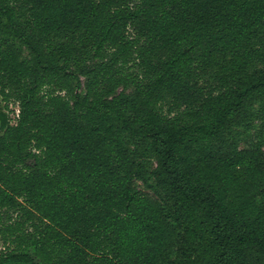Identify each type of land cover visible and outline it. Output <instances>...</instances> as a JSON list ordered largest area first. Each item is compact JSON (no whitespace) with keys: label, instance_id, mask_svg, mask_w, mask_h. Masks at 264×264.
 Returning a JSON list of instances; mask_svg holds the SVG:
<instances>
[{"label":"trees","instance_id":"1","mask_svg":"<svg viewBox=\"0 0 264 264\" xmlns=\"http://www.w3.org/2000/svg\"><path fill=\"white\" fill-rule=\"evenodd\" d=\"M256 94L264 0H0V264H172L129 143L176 264H264L263 153L225 151Z\"/></svg>","mask_w":264,"mask_h":264},{"label":"rangeland","instance_id":"2","mask_svg":"<svg viewBox=\"0 0 264 264\" xmlns=\"http://www.w3.org/2000/svg\"><path fill=\"white\" fill-rule=\"evenodd\" d=\"M24 54L26 55V51ZM69 68L76 76L80 77L81 82H84L83 77L80 76L82 67L72 64ZM82 89L83 88H81L79 92H81ZM130 92L131 90L118 89L116 96H128ZM248 111L247 117L245 118V126L234 128L229 134L225 151L233 153L237 150L257 147L264 156V99L262 96L256 94L250 98L248 102ZM0 113L5 115L10 125L16 123L18 108L15 104H10L5 107L4 103L0 101ZM128 146L132 157L137 163L136 170L138 173L133 181L134 186L162 207L168 222L174 228L175 232H177V236L178 234L181 235L184 227L172 217L171 203L155 182L154 172L157 168L155 159L151 157L148 152L143 154L142 149L133 143H129ZM263 199L264 198H262V200ZM177 236L172 249V264H176L180 256L181 248L183 247ZM0 249H2L1 241Z\"/></svg>","mask_w":264,"mask_h":264}]
</instances>
